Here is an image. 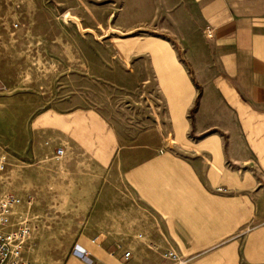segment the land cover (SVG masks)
Returning a JSON list of instances; mask_svg holds the SVG:
<instances>
[{
    "label": "crops",
    "instance_id": "crops-1",
    "mask_svg": "<svg viewBox=\"0 0 264 264\" xmlns=\"http://www.w3.org/2000/svg\"><path fill=\"white\" fill-rule=\"evenodd\" d=\"M92 1L117 65L97 78L140 114L125 124L86 106L82 80L36 116L45 159L14 166L26 193L12 192L13 225L69 237L61 264H169L166 250L187 264H264V0ZM51 187L59 201L38 190ZM44 203L65 205L60 218ZM55 219L71 222L42 228Z\"/></svg>",
    "mask_w": 264,
    "mask_h": 264
},
{
    "label": "rangeland",
    "instance_id": "rangeland-1",
    "mask_svg": "<svg viewBox=\"0 0 264 264\" xmlns=\"http://www.w3.org/2000/svg\"><path fill=\"white\" fill-rule=\"evenodd\" d=\"M92 2L0 0V159L5 165L2 192L12 194L17 188L26 193L24 188L14 187V166L42 163L46 148L31 131V123L52 104L74 95L78 81L85 83L79 90L83 91L80 94L86 106L98 104L125 124L140 114L136 111L140 105L132 108L131 94L97 78L99 69L116 70L117 65L107 59L114 50L109 51L110 44L99 39L103 30L92 28L86 10ZM33 148L42 155L32 156ZM56 150L54 147L53 153ZM38 190L43 196H56L58 201L62 196L59 188ZM63 206L42 205L55 218H60L55 207ZM66 222L71 221L48 220L41 226L50 231ZM28 241L24 254L37 264H61L75 247L66 235H31Z\"/></svg>",
    "mask_w": 264,
    "mask_h": 264
},
{
    "label": "built area",
    "instance_id": "built-area-1",
    "mask_svg": "<svg viewBox=\"0 0 264 264\" xmlns=\"http://www.w3.org/2000/svg\"><path fill=\"white\" fill-rule=\"evenodd\" d=\"M205 36L211 37V31L205 30ZM62 150H56V156H61ZM4 160L0 159V264H28L24 258V247L28 242L32 229L26 220L20 219L13 225L15 209L20 206L19 200L11 193L2 192L1 182L4 172ZM74 254L82 261L89 262V255L81 249L74 250ZM123 257L128 259L130 253H124ZM162 258L169 264H187V260L177 256L171 250H166Z\"/></svg>",
    "mask_w": 264,
    "mask_h": 264
}]
</instances>
